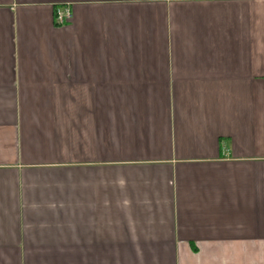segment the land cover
Wrapping results in <instances>:
<instances>
[{
	"label": "crops",
	"instance_id": "obj_1",
	"mask_svg": "<svg viewBox=\"0 0 264 264\" xmlns=\"http://www.w3.org/2000/svg\"><path fill=\"white\" fill-rule=\"evenodd\" d=\"M0 264H264V0H0Z\"/></svg>",
	"mask_w": 264,
	"mask_h": 264
},
{
	"label": "built area",
	"instance_id": "obj_2",
	"mask_svg": "<svg viewBox=\"0 0 264 264\" xmlns=\"http://www.w3.org/2000/svg\"><path fill=\"white\" fill-rule=\"evenodd\" d=\"M55 24L62 26L71 21L72 15L69 7L57 8L54 11Z\"/></svg>",
	"mask_w": 264,
	"mask_h": 264
}]
</instances>
